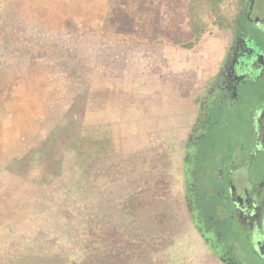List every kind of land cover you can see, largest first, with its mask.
Here are the masks:
<instances>
[{
	"label": "rangeland",
	"instance_id": "1",
	"mask_svg": "<svg viewBox=\"0 0 264 264\" xmlns=\"http://www.w3.org/2000/svg\"><path fill=\"white\" fill-rule=\"evenodd\" d=\"M231 2L0 0V260L25 247L79 256L93 239L86 222L109 224L107 235L117 225L125 233L130 219H119L121 205L147 190L154 203H167L172 231L162 250L158 223L142 216L135 224L141 241L155 238L152 263L221 264L185 204L184 107L199 100L193 88L220 64ZM183 75L178 90L186 96L177 89L168 95L170 81ZM79 95L81 128L68 129L72 140L60 150V165L16 164L64 125ZM206 112L212 152L223 153L227 111ZM140 246L129 264H146ZM238 259L258 264L241 252Z\"/></svg>",
	"mask_w": 264,
	"mask_h": 264
},
{
	"label": "flooded vegetation",
	"instance_id": "2",
	"mask_svg": "<svg viewBox=\"0 0 264 264\" xmlns=\"http://www.w3.org/2000/svg\"><path fill=\"white\" fill-rule=\"evenodd\" d=\"M230 1L220 64L188 108L184 198L221 264H242L240 252L264 264V0ZM210 108L227 111L223 153L208 141Z\"/></svg>",
	"mask_w": 264,
	"mask_h": 264
},
{
	"label": "trees",
	"instance_id": "3",
	"mask_svg": "<svg viewBox=\"0 0 264 264\" xmlns=\"http://www.w3.org/2000/svg\"><path fill=\"white\" fill-rule=\"evenodd\" d=\"M202 33V27L199 29L198 27L193 29V34L199 38ZM84 99L81 95L77 96L73 102V105L66 116V122L64 125L60 126L59 129L53 134L52 137H49L47 140L42 142L37 148L30 150V152L23 159H16V164H21L26 161H36L43 160L45 164L60 165V161L62 160L60 155V150L63 145H68V141H71V134L68 132V129L72 126H77L78 129L81 128L82 123V113H84ZM79 108V111L76 112V109ZM78 113V117H74L73 114ZM78 156H80L81 152L77 150ZM79 158V157H78ZM80 160V159H79ZM183 164V162H182ZM11 167L13 166L10 164ZM186 183L184 180V187ZM184 195V193H183ZM157 203H154L152 200L151 191H142L136 192L134 194H130L123 204L120 207L121 218L124 219L128 217L130 219L129 229L125 230V233L119 231V226L117 225L110 232V235H107L106 229L109 224L98 221L97 228L96 222L95 224L91 222H86V232H88V236L90 237V243L86 247V250L79 252V256L77 254H63V253H33L31 251H27V249L22 248L19 251L8 252L7 255L4 256L3 260H0V264H129L136 258V249L138 243H143L142 248L146 252V264H153L152 257L154 256V252L156 248H152V244L156 241L153 238H150L147 242L143 238L138 236L140 235V231L136 230V223L143 216V219L146 221H150L151 224L158 223V229L161 230V233H164V236H160V243L156 242V245H159L160 249H164L167 247V241L171 238L172 231L166 227L169 223V208L167 203H164V200L159 201L156 200ZM166 202V201H165ZM190 221L192 218L190 217ZM145 221V222H146ZM81 222V221H80ZM148 223V222H146ZM96 225V226H95ZM117 228V230H116ZM168 229L169 233H168ZM91 233V235H90ZM168 233V234H167ZM167 234V236H166ZM119 235V238H116ZM125 237L122 239V237ZM108 237L111 240L109 243ZM155 239V238H154ZM99 243V246H94L95 243ZM147 244V245H145ZM143 253V251H142ZM145 254L143 253V256ZM134 263V262H133ZM132 263V264H133ZM164 264H168L165 262ZM175 264V263H171Z\"/></svg>",
	"mask_w": 264,
	"mask_h": 264
},
{
	"label": "crops",
	"instance_id": "4",
	"mask_svg": "<svg viewBox=\"0 0 264 264\" xmlns=\"http://www.w3.org/2000/svg\"><path fill=\"white\" fill-rule=\"evenodd\" d=\"M135 18H138V16H136ZM135 22H136V20H134ZM194 73H196V72H192V74H194ZM186 78H188V75H183L182 77H178L177 79H172V81H170V89H171V91L168 93V95H170V96H174L177 92H178V94L179 95H182L183 96V94H184V96H186V94H187V92H185L184 90L183 91H181L182 89L180 88L179 90H178V87L179 86H183L184 85V83H185V81H186ZM199 78V77H198ZM187 82V81H186ZM195 85V84H194ZM199 87L200 86H195L194 88H193V92L191 93L192 95H194V94H196L195 95V97H194V99L196 98V96H197V93H198V91H199ZM175 89H177L178 91L177 92H175L174 90ZM183 96V97H184ZM193 102V101H192ZM184 105H186V104H184ZM189 105H190V103L188 104V106L186 107H184V108H186L185 110V112H186V116H187V114H188V108H189ZM188 118V117H187ZM2 225H5V224H2ZM6 232V229H4V228H2V229H0V235H2V234H4Z\"/></svg>",
	"mask_w": 264,
	"mask_h": 264
}]
</instances>
